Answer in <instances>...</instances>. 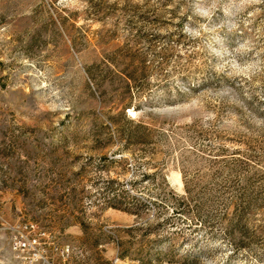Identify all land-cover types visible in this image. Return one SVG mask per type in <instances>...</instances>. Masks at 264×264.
Wrapping results in <instances>:
<instances>
[{"label":"rangeland","instance_id":"obj_1","mask_svg":"<svg viewBox=\"0 0 264 264\" xmlns=\"http://www.w3.org/2000/svg\"><path fill=\"white\" fill-rule=\"evenodd\" d=\"M29 222L49 264H264V0H0V264Z\"/></svg>","mask_w":264,"mask_h":264},{"label":"built area","instance_id":"obj_2","mask_svg":"<svg viewBox=\"0 0 264 264\" xmlns=\"http://www.w3.org/2000/svg\"><path fill=\"white\" fill-rule=\"evenodd\" d=\"M43 234L37 224L29 222L14 228L11 238V250L14 255L13 264H49L43 255H48ZM60 247H55L58 251ZM62 255H70L69 249L61 251Z\"/></svg>","mask_w":264,"mask_h":264},{"label":"trees","instance_id":"obj_3","mask_svg":"<svg viewBox=\"0 0 264 264\" xmlns=\"http://www.w3.org/2000/svg\"><path fill=\"white\" fill-rule=\"evenodd\" d=\"M107 74L108 75H113V74H115V72L112 70V69H110V68H108V70H107ZM134 108V109H138V107H134L133 105H132V103H128V104H126V105H124L123 106V111H124V114L126 115V111L128 110V109H131V108ZM130 123L132 124L133 122L132 121H130ZM136 128V131H142V130H146L147 128L143 125V124H137L136 126H135ZM131 139H135L136 140V142H143V140L144 139H142V137H140L139 135H132L131 137H130Z\"/></svg>","mask_w":264,"mask_h":264}]
</instances>
